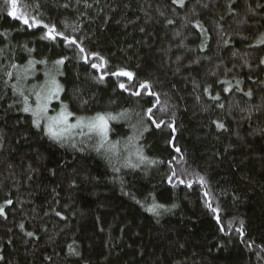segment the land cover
Listing matches in <instances>:
<instances>
[{"label":"trees","instance_id":"16d2710c","mask_svg":"<svg viewBox=\"0 0 264 264\" xmlns=\"http://www.w3.org/2000/svg\"><path fill=\"white\" fill-rule=\"evenodd\" d=\"M229 3L186 0L179 8L171 0H17L20 11L26 7L42 22L30 28L0 0V205L13 201L0 217V264H264V45L256 46L264 33V7L257 4L264 0H234V13ZM197 20L206 37L192 27ZM44 24L99 53L109 73L103 82L62 37L40 39ZM62 58L56 78L64 91L49 109L64 103L73 118L116 117L103 146L87 130L66 142L49 139L13 94L15 75L29 60L46 63H36L20 81L26 94ZM118 68L134 72L137 87L152 83L168 104L166 113L154 110L155 118L174 122V134L142 121L153 98L121 90L127 78L110 75ZM223 80L242 81L241 91L225 93ZM249 89L251 98L243 94ZM217 94L219 100L210 99ZM29 103L34 106V97ZM181 155L180 163L172 159ZM172 169L186 170L192 186L169 183ZM153 204L164 206L159 215L147 210ZM241 222L243 237L236 232Z\"/></svg>","mask_w":264,"mask_h":264},{"label":"snow or ice","instance_id":"6c2138e0","mask_svg":"<svg viewBox=\"0 0 264 264\" xmlns=\"http://www.w3.org/2000/svg\"><path fill=\"white\" fill-rule=\"evenodd\" d=\"M199 2V0H198ZM234 2V0H230L229 3V11L231 13H234V10L231 8V3ZM6 3L10 5V10L8 11V15L10 17H13L15 19L21 20L25 25H28V27H36L40 25L42 22L36 18V16L31 15L27 12L26 7L24 11H20L18 9L17 0H6ZM172 5H175L179 8H183L186 6V0H171ZM87 7H91V5H87ZM67 7V5H65ZM204 7H207L205 4ZM257 7H264V5L257 4ZM249 11H252L249 9ZM163 14V13H161ZM223 19V17H221ZM242 23L245 21H241ZM168 25H171L174 23L173 20L169 19L166 22ZM192 23V27L197 29L202 36H207L208 30L201 24L199 20ZM43 27L47 29V31L44 33L43 36L40 37V39H52L55 40L57 36L62 37L64 43L66 46H75L78 49L77 55L78 57L83 60L85 64H91V68L97 70L98 72H101V75L94 79H98V82H103L105 76L109 75V73L105 70L107 61L99 55V53L96 52H88L83 46L82 43H79L76 39L65 35L62 32H58L56 30L55 25L49 26L47 24H44ZM218 31H220L218 29ZM223 32L220 31V35L223 36ZM177 35H180V33H177ZM228 39H224L222 41L223 45L229 44ZM264 45V33H261L257 39H256V46ZM207 41L206 39L201 40V44L199 46V50L201 52L205 51L207 48ZM31 51V50H29ZM235 54V53H234ZM93 58L98 61V63L92 62ZM179 59V58H178ZM65 60L58 59L54 62V66L52 69H49L45 72V81L44 83L33 86V89L26 94L25 89L20 84V81L27 80L28 79V73L32 70L34 65L36 63H46V61H34L29 60L26 67L22 69L21 72H18L15 75L16 83L11 84V88L14 95H18L22 98V104L23 107L21 111L24 113H30L33 117L32 119V125L37 128L41 129L44 134L51 140L56 142L64 141L66 142L68 139V136L71 134L72 130L74 129H81L80 135H85V132L83 129H87L88 133H97L99 134L101 138V146H103V143L107 140V133H108V122L109 120L116 119V117L112 116L110 113H104V114H96L94 117L85 118V117H77L75 119V123L69 122V117L73 116V113L69 112L67 110V105L64 103H61L60 111L56 115H48L49 112V105L53 100H60V94L64 91L63 87L60 85V83L57 80V75H62V73L59 72L58 66L63 65ZM196 61H194L195 63ZM247 61H245V64L247 65ZM260 64L264 65V58L260 59ZM18 66L16 64H12L11 68L16 69ZM5 75L9 78L13 77V72L8 71L5 73ZM111 76L114 77H126L127 83L120 82L118 84V87L128 92L129 95L134 97H140L142 95H147L151 98H153V102L151 103V106L143 110V120L150 121L152 125H154L157 129L161 128L162 126H166L171 129L172 133L174 134L176 132V128L174 126V122L171 120L166 124L165 120L159 119L157 120L155 118V111L159 110L160 112L166 113L168 111V104L166 101L161 100V94L153 90V85L148 80L139 81L138 87L135 83L136 81V74L132 71L118 68L116 71L110 73ZM7 83V80L5 81ZM219 83L226 85L223 88V91L225 93H228L233 90V88L236 91H241L240 85L242 84V81L236 80L235 85H233L229 80H223L219 81ZM211 86L205 87L204 92L209 93V88ZM245 96L251 98L253 95V92L251 89L243 93ZM164 95H167L166 93ZM30 96L34 97V106L29 103ZM210 99L217 101L220 99L219 94L210 96ZM219 107H223V105H218ZM11 107V105H10ZM123 115V114H121ZM214 124H216V127L218 129H223L224 124L220 123L218 121H213ZM145 130H147L145 128ZM175 139V136L173 135V140ZM169 143H172V141H169ZM75 147V144L72 145ZM177 153H179L181 150L180 148L174 149ZM139 155V153H137ZM141 160H144L145 157L142 155L139 156ZM173 160H176L177 163H180L184 160V156L181 155L177 159V157H173ZM135 167V165H132ZM190 175L186 170H182L179 174L175 169H172L171 175L168 177L169 183H172L173 180H175L179 184H186L188 187H191L193 184V181L191 179H187V176ZM197 180L201 185H204L206 183L203 176H197ZM205 197L208 196V193L206 192ZM13 201L11 199H8L5 201L4 205H0V217L6 218L5 213V206L11 205ZM207 208H209L213 213H217L218 209L213 208L210 202H206L205 205ZM163 205H157L153 204L150 206L147 210L149 212H153L156 215H159L158 209L163 208ZM55 214L57 216H61V213L59 211H56ZM217 222H219V217L217 216ZM19 227L23 230L24 225L20 224ZM229 227H231V224H229ZM221 231L223 232L224 229L221 227ZM236 232L243 237V222H241V226L236 229ZM26 235L28 237H32L34 234L32 232H27ZM248 247H251V244L248 245ZM69 250L74 251L72 249V246L69 245Z\"/></svg>","mask_w":264,"mask_h":264},{"label":"rangeland","instance_id":"374dc122","mask_svg":"<svg viewBox=\"0 0 264 264\" xmlns=\"http://www.w3.org/2000/svg\"><path fill=\"white\" fill-rule=\"evenodd\" d=\"M54 102V101H53ZM52 102V103H53ZM51 103V104H52ZM50 104V105H51ZM49 105V106H50ZM60 110H58V111H53V109H49V112H48V115H56L58 112H59ZM75 117L73 118L72 116L71 117H69V122L70 123H75ZM81 129H74V130H72V132H71V134L68 136V137H70V136H72L73 134H74V132H76V131H80ZM83 130H87L86 128L85 129H83Z\"/></svg>","mask_w":264,"mask_h":264}]
</instances>
